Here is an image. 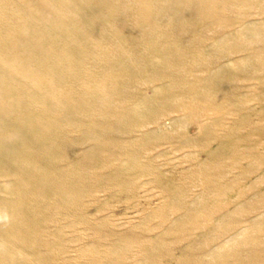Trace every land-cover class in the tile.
Segmentation results:
<instances>
[{
    "label": "rangeland",
    "instance_id": "1",
    "mask_svg": "<svg viewBox=\"0 0 264 264\" xmlns=\"http://www.w3.org/2000/svg\"><path fill=\"white\" fill-rule=\"evenodd\" d=\"M0 191V264H264V0H0Z\"/></svg>",
    "mask_w": 264,
    "mask_h": 264
},
{
    "label": "bare ground",
    "instance_id": "2",
    "mask_svg": "<svg viewBox=\"0 0 264 264\" xmlns=\"http://www.w3.org/2000/svg\"><path fill=\"white\" fill-rule=\"evenodd\" d=\"M43 97H44V99H51L47 95H44ZM43 100L33 99L29 105L30 109L32 111H34L36 106H38L40 109H42L44 107L42 104ZM33 104H34V108H32ZM43 113L44 112H41L37 115L39 118V124H38V128L36 131H37V133H39L40 140L46 138V136H47V133H46L45 128H44V123L46 121V118H42L40 116V114L42 116H44ZM53 123H55V121H53ZM36 131H35V134H36ZM44 190H46L50 193L56 192V193L63 194V198L58 203V205L65 206L67 204V202H68L67 197H68V193L70 191V189L68 187H63L62 185H59L58 181L52 180V182H50L49 184L44 186ZM0 193H1V191H0ZM10 206L11 205L4 198L0 199V213L2 214V217L0 218V221L2 222V224L0 225V236L1 237H13V238L18 237L19 239H23L25 245L28 246V245H30L29 244L30 242L28 241L29 239L25 237V234L28 231V228H32L34 226L33 220H32L33 213L31 211L28 214H26L25 216H20L18 213H16V211H14L12 213L8 212L7 209ZM16 220L19 222V225L17 227H18V231L21 234L15 232L14 224H15ZM8 228H11V230H8ZM14 247L23 248V247L18 246V245H15ZM0 254H3V255L6 254V251L2 250L1 247H0ZM48 262H49V259H45V258H43L42 260L39 258L36 260H32L33 264H43V263H48Z\"/></svg>",
    "mask_w": 264,
    "mask_h": 264
}]
</instances>
